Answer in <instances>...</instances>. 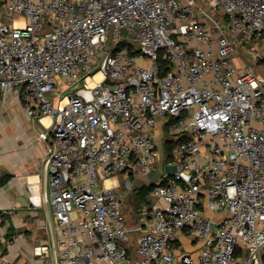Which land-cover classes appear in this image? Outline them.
<instances>
[{"label":"built area","instance_id":"2783aa9c","mask_svg":"<svg viewBox=\"0 0 264 264\" xmlns=\"http://www.w3.org/2000/svg\"><path fill=\"white\" fill-rule=\"evenodd\" d=\"M0 8V93L42 126L57 264H264V0ZM117 173L151 188L137 226Z\"/></svg>","mask_w":264,"mask_h":264},{"label":"crops","instance_id":"0c3cea01","mask_svg":"<svg viewBox=\"0 0 264 264\" xmlns=\"http://www.w3.org/2000/svg\"><path fill=\"white\" fill-rule=\"evenodd\" d=\"M41 131L14 91L0 93V211L8 218L0 221V264H57Z\"/></svg>","mask_w":264,"mask_h":264},{"label":"rangeland","instance_id":"374dc122","mask_svg":"<svg viewBox=\"0 0 264 264\" xmlns=\"http://www.w3.org/2000/svg\"><path fill=\"white\" fill-rule=\"evenodd\" d=\"M3 21H4V16H3L2 12H1V8H0V22H3ZM134 44H135V46H137L136 43H134ZM59 85L62 89V94H68V93L73 94L74 90L77 89L78 87H80V83H77L74 86L69 87V88H66L61 82H59ZM48 97L51 99L52 104H54V100H53L51 94H48ZM173 170H174V166H169V167L165 168V171H167V172H172ZM116 175H117L119 183L121 184L119 186L120 192H122L125 195V198H124V205H125L124 206V218H125L127 225L129 227L137 226L139 224V222L137 220V217L134 215V209L132 206V203H133V201H132L133 200L132 190L134 188L141 187L142 185H144L146 183V180H145V178H143L141 176H136L134 179L131 178V180L129 181V184H131L133 186V188L129 192L126 189L125 181L122 179L121 174L117 173ZM161 264H164V262H162Z\"/></svg>","mask_w":264,"mask_h":264},{"label":"trees","instance_id":"16d2710c","mask_svg":"<svg viewBox=\"0 0 264 264\" xmlns=\"http://www.w3.org/2000/svg\"><path fill=\"white\" fill-rule=\"evenodd\" d=\"M169 142V141H168ZM170 142L167 143L166 147V152L165 154L168 155V152L170 150ZM4 180H0V185L2 184ZM150 186L149 185H142L141 187H137V188H134L132 190V197H133V203H132V206H133V209H134V212H136L140 206V204L145 201L147 199V196L150 192ZM7 218V216L5 214H3L1 211H0V221L1 223H3ZM137 237V233H132L131 234V242L133 243L134 240L136 239ZM4 252V250H3Z\"/></svg>","mask_w":264,"mask_h":264}]
</instances>
